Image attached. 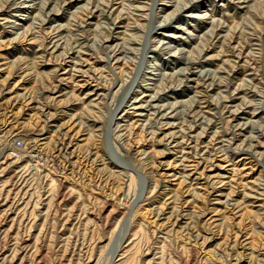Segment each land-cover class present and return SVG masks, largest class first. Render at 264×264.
Segmentation results:
<instances>
[{
    "label": "rangeland",
    "instance_id": "obj_1",
    "mask_svg": "<svg viewBox=\"0 0 264 264\" xmlns=\"http://www.w3.org/2000/svg\"><path fill=\"white\" fill-rule=\"evenodd\" d=\"M0 264H264V0H0Z\"/></svg>",
    "mask_w": 264,
    "mask_h": 264
},
{
    "label": "bare ground",
    "instance_id": "obj_2",
    "mask_svg": "<svg viewBox=\"0 0 264 264\" xmlns=\"http://www.w3.org/2000/svg\"><path fill=\"white\" fill-rule=\"evenodd\" d=\"M31 1H33V0H31ZM117 52H120V54H122V53H123V51H120V49H117Z\"/></svg>",
    "mask_w": 264,
    "mask_h": 264
},
{
    "label": "built area",
    "instance_id": "obj_3",
    "mask_svg": "<svg viewBox=\"0 0 264 264\" xmlns=\"http://www.w3.org/2000/svg\"><path fill=\"white\" fill-rule=\"evenodd\" d=\"M20 141V140H19Z\"/></svg>",
    "mask_w": 264,
    "mask_h": 264
}]
</instances>
